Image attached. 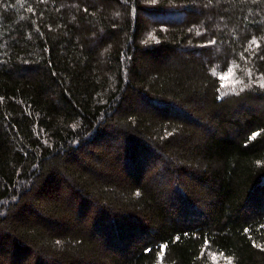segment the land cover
I'll return each instance as SVG.
<instances>
[{
	"label": "trees",
	"instance_id": "16d2710c",
	"mask_svg": "<svg viewBox=\"0 0 264 264\" xmlns=\"http://www.w3.org/2000/svg\"><path fill=\"white\" fill-rule=\"evenodd\" d=\"M0 264H264V0H0Z\"/></svg>",
	"mask_w": 264,
	"mask_h": 264
},
{
	"label": "rangeland",
	"instance_id": "374dc122",
	"mask_svg": "<svg viewBox=\"0 0 264 264\" xmlns=\"http://www.w3.org/2000/svg\"><path fill=\"white\" fill-rule=\"evenodd\" d=\"M238 69L233 66L228 67L225 71L213 69L218 76L222 88V92L233 91L244 86V78L237 73ZM240 78V79H239Z\"/></svg>",
	"mask_w": 264,
	"mask_h": 264
},
{
	"label": "snow or ice",
	"instance_id": "6c2138e0",
	"mask_svg": "<svg viewBox=\"0 0 264 264\" xmlns=\"http://www.w3.org/2000/svg\"><path fill=\"white\" fill-rule=\"evenodd\" d=\"M161 250H163V246H161Z\"/></svg>",
	"mask_w": 264,
	"mask_h": 264
}]
</instances>
